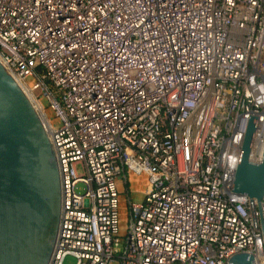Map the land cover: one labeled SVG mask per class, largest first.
Returning <instances> with one entry per match:
<instances>
[{"label": "built area", "instance_id": "built-area-1", "mask_svg": "<svg viewBox=\"0 0 264 264\" xmlns=\"http://www.w3.org/2000/svg\"><path fill=\"white\" fill-rule=\"evenodd\" d=\"M0 63L50 113L51 264H264L257 201L232 190L252 117L264 158V0H0Z\"/></svg>", "mask_w": 264, "mask_h": 264}, {"label": "water", "instance_id": "water-1", "mask_svg": "<svg viewBox=\"0 0 264 264\" xmlns=\"http://www.w3.org/2000/svg\"><path fill=\"white\" fill-rule=\"evenodd\" d=\"M257 122L250 119L232 190L257 201L264 237V158L250 161ZM61 210L54 147L32 102L0 63V264H51ZM229 264H255V258L237 254Z\"/></svg>", "mask_w": 264, "mask_h": 264}, {"label": "rangeland", "instance_id": "rangeland-1", "mask_svg": "<svg viewBox=\"0 0 264 264\" xmlns=\"http://www.w3.org/2000/svg\"><path fill=\"white\" fill-rule=\"evenodd\" d=\"M33 81V80H32ZM31 79L29 83H32ZM45 114L49 116L47 110H44ZM44 114V113H43ZM44 114V116H45ZM80 170V169H79ZM146 180L144 178H133L131 182L126 183L124 182L121 189H122V201H121V226L124 228L125 226V219L127 214V207H128V199L131 197L134 202H140L143 199V191L146 189L145 186ZM78 194L83 195L86 192V186L82 183L78 184L75 188ZM129 192V193H128ZM63 264H77V260L73 256H66ZM113 264H118L114 262Z\"/></svg>", "mask_w": 264, "mask_h": 264}, {"label": "bare ground", "instance_id": "bare-ground-1", "mask_svg": "<svg viewBox=\"0 0 264 264\" xmlns=\"http://www.w3.org/2000/svg\"><path fill=\"white\" fill-rule=\"evenodd\" d=\"M22 85V89L25 91L26 95L32 102L33 106L35 107L36 111L38 112L39 116L41 117L42 121L45 123V116H44V111L42 107L38 104V102L33 98L32 94L29 93L27 90H25V87Z\"/></svg>", "mask_w": 264, "mask_h": 264}]
</instances>
